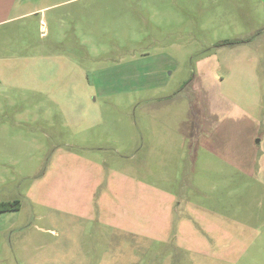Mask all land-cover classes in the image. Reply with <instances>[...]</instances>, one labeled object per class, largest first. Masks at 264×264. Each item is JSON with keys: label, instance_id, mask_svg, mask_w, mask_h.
Segmentation results:
<instances>
[{"label": "rangeland", "instance_id": "obj_1", "mask_svg": "<svg viewBox=\"0 0 264 264\" xmlns=\"http://www.w3.org/2000/svg\"><path fill=\"white\" fill-rule=\"evenodd\" d=\"M4 1L0 264H264L263 2Z\"/></svg>", "mask_w": 264, "mask_h": 264}, {"label": "crops", "instance_id": "obj_2", "mask_svg": "<svg viewBox=\"0 0 264 264\" xmlns=\"http://www.w3.org/2000/svg\"><path fill=\"white\" fill-rule=\"evenodd\" d=\"M261 1L263 2L262 4L264 6V0H261ZM4 2H5L4 0H0V18L2 19V21L8 20V17H6L7 12H6V9L4 7L5 6ZM66 2H68V1H66ZM39 10H41V9H39ZM36 11H38V10L31 11L28 13V15H31L33 12H36ZM0 22H1V20H0ZM256 35H257V37H262L264 35V29H261V31H258V33ZM242 41H244V40H242ZM248 41L250 42V39L247 40L246 42H248ZM259 142H261V141H258V144H260ZM257 151L259 152V153L256 152V154L258 156H259V154L264 153V151H262L261 149H258ZM6 212H12V211H6ZM6 212H0V214L6 213ZM0 242H1V237H0Z\"/></svg>", "mask_w": 264, "mask_h": 264}, {"label": "trees", "instance_id": "obj_3", "mask_svg": "<svg viewBox=\"0 0 264 264\" xmlns=\"http://www.w3.org/2000/svg\"><path fill=\"white\" fill-rule=\"evenodd\" d=\"M244 41H235V42H224L222 45H230V44H237ZM18 202L13 203H0V212H6V211H13L17 210Z\"/></svg>", "mask_w": 264, "mask_h": 264}]
</instances>
